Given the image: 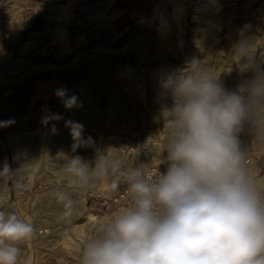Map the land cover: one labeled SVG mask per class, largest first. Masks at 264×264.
<instances>
[{"label": "rangeland", "instance_id": "374dc122", "mask_svg": "<svg viewBox=\"0 0 264 264\" xmlns=\"http://www.w3.org/2000/svg\"><path fill=\"white\" fill-rule=\"evenodd\" d=\"M124 1L0 0V122L14 121L0 126V170L15 171L0 177V210L34 228L18 245L19 264H79L86 190L69 184L66 155L90 166L104 156L119 176L132 165L167 168L166 77L196 57L234 90L254 75L233 52L241 37L264 67V0H128L119 10ZM58 89L82 106L65 108ZM69 120L84 126L86 146L74 150ZM240 139L246 164L264 178V137L246 124ZM58 191L73 201L70 222Z\"/></svg>", "mask_w": 264, "mask_h": 264}, {"label": "clouds", "instance_id": "9594fccd", "mask_svg": "<svg viewBox=\"0 0 264 264\" xmlns=\"http://www.w3.org/2000/svg\"><path fill=\"white\" fill-rule=\"evenodd\" d=\"M233 52L254 73L234 90L196 57L163 81L173 99L167 110L166 172L152 181L140 171L128 174L130 205L99 224L98 234L76 249L79 264H264V178L246 164L240 139L246 124L264 137V67L247 37L234 44ZM67 91H56L65 108L82 106ZM52 118L59 114L43 120ZM65 124L74 150L91 141L82 138L81 123ZM65 169L75 188L91 189L100 179L113 190L119 187L116 162L104 156L90 166L79 155H66ZM14 172L5 163L0 177ZM54 196L70 222L73 201L63 191ZM33 234L31 223L0 210V264H19L18 245Z\"/></svg>", "mask_w": 264, "mask_h": 264}, {"label": "built area", "instance_id": "2783aa9c", "mask_svg": "<svg viewBox=\"0 0 264 264\" xmlns=\"http://www.w3.org/2000/svg\"><path fill=\"white\" fill-rule=\"evenodd\" d=\"M132 171H140L147 180L152 181L158 178L159 172H166V168L156 164L132 165L124 168L120 173L118 189L113 190L111 187L100 189L96 185L87 189L84 194L85 230L78 233L79 247L98 234L99 224L124 211L130 205L127 176Z\"/></svg>", "mask_w": 264, "mask_h": 264}, {"label": "bare ground", "instance_id": "6f19581e", "mask_svg": "<svg viewBox=\"0 0 264 264\" xmlns=\"http://www.w3.org/2000/svg\"><path fill=\"white\" fill-rule=\"evenodd\" d=\"M130 2L131 1H128V0H125L124 2H122L121 4H119L118 5V7H119V10H122V8H124V9H126L127 8V6H129L130 5ZM116 17H114L115 19H114V23H113V27H116L117 28V26H118V24L116 25V22H118L121 18H123L124 17V15H122V13H121V11H119V13H117L116 12ZM178 67V66H177ZM175 70H177L176 69V67L174 68ZM174 70V71H175ZM95 185H96V187H98V188H100V189H104V188H106L107 186V184L104 182V183H101V185L99 184V185H97L96 184V182H95Z\"/></svg>", "mask_w": 264, "mask_h": 264}]
</instances>
